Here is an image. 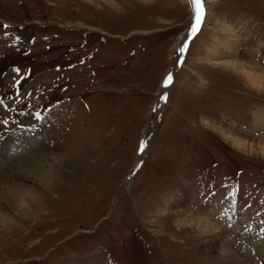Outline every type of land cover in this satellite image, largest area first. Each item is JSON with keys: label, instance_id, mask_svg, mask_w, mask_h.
<instances>
[{"label": "rangeland", "instance_id": "obj_1", "mask_svg": "<svg viewBox=\"0 0 264 264\" xmlns=\"http://www.w3.org/2000/svg\"><path fill=\"white\" fill-rule=\"evenodd\" d=\"M204 2L191 55L164 89L186 0H0V98L19 80L35 110L51 109L35 135L15 124L0 135H40L23 155L64 157L40 208L11 211L0 193V264L216 262L199 255V232L175 225L189 214L220 221L239 264H264V88L223 66L264 76V0ZM8 103L0 120L20 106Z\"/></svg>", "mask_w": 264, "mask_h": 264}, {"label": "bare ground", "instance_id": "obj_2", "mask_svg": "<svg viewBox=\"0 0 264 264\" xmlns=\"http://www.w3.org/2000/svg\"><path fill=\"white\" fill-rule=\"evenodd\" d=\"M186 1L191 6L190 0ZM233 41L234 40H231L228 43L229 53L231 52L230 47L232 46L231 44H233ZM223 66H225L227 69H232L234 71H242V73L247 75L250 81H253V84H256L260 87L263 86L264 88V76L262 74H254L253 72L248 71L245 67L246 65H243L242 63L240 64L238 62L229 64L226 61ZM156 109L157 114H159L162 110L161 105L159 104L158 108L156 106ZM53 128L57 129L56 126H53ZM39 136L40 135L35 137L37 141H39L38 139L41 138V136ZM228 139H230V137ZM25 140L26 144L24 145L28 144L26 147L23 145V143H25ZM34 140L29 137H8V140L4 142L2 147L0 148V159L4 158L3 161L6 163L4 169L0 168L2 172L0 174H3L4 177H7L6 181L0 178V193L4 198L3 200L7 202L11 211L16 209V211L18 210L20 212H24L33 208H40V200H42L41 192H50L51 185L53 184L52 179H54L53 177L56 167L64 163V157L60 158L56 155H52L51 159H49L48 162L47 160H42V156H33L32 158L26 157L28 154L31 155L35 153L34 151H38L36 146L31 151V153L23 155L22 152L30 150V147L33 145H31V143L34 142ZM231 142L233 144H237L241 148H247L246 144L236 139H232ZM251 150L252 149H250V151ZM259 150H261V153L264 154L263 146H260ZM14 151H19V155ZM128 182L129 184L131 183V177H129ZM32 184L34 186V191L32 190V192H29L28 187ZM38 187L39 189H41L40 192H37ZM170 200L171 195L166 197L165 205H171L172 201ZM180 203H183L181 199L175 205L178 206ZM180 215H182V213ZM5 218L6 216L0 215V227H3L5 225ZM175 225L181 228H190L193 230V232H199L198 240L202 243L198 251L199 255L203 256L204 258L206 257V259L209 258V260L213 258V256H217L216 262H210L206 264H239V257L236 256V254L231 250L229 243L226 240H222L221 236H224L225 232L224 230H222L220 221L212 222L210 221V216L205 217L201 214H199L198 216H192V214H189L187 216H183L182 218L176 219ZM262 247H264V244Z\"/></svg>", "mask_w": 264, "mask_h": 264}, {"label": "snow or ice", "instance_id": "obj_3", "mask_svg": "<svg viewBox=\"0 0 264 264\" xmlns=\"http://www.w3.org/2000/svg\"><path fill=\"white\" fill-rule=\"evenodd\" d=\"M192 15L189 24L186 26V30L183 35L180 37L177 42V46L174 50V64L173 71H170L163 79L162 87L164 89H168L170 85L173 84L174 80V70L181 68L189 55H191V46L198 39L199 34L201 33L202 27L205 22L206 9L204 0H190ZM0 27L7 28V25H0ZM18 39V38H17ZM83 63V61H80ZM57 70L59 71V66H57ZM14 71L19 75L20 70L14 69ZM32 95L31 92L26 94H22L20 92V81L16 80V90L7 95V98H0V108H3L5 111L9 108L8 101H11L14 105H20L19 107L13 108L14 119L13 121H9L8 119L0 120V125L3 128L8 129L10 124H15V126L20 130L22 135L33 136L38 131L42 130V126L45 122V111L50 112L51 109H41L37 111L33 107V102L30 99H26V97H30ZM167 91H165L159 98L160 102H167ZM159 104L157 105V108ZM153 111H156L154 108ZM30 116L35 123L24 124L20 121V117ZM8 140L7 136L0 135V143L6 142ZM147 140H142L140 142V147L138 152H143L147 147ZM225 190L228 192L230 196L235 195V193L229 191L227 186ZM238 190V189H237ZM212 192V195L215 196V192L213 189H209ZM230 227V225H229ZM264 231V229H262Z\"/></svg>", "mask_w": 264, "mask_h": 264}]
</instances>
